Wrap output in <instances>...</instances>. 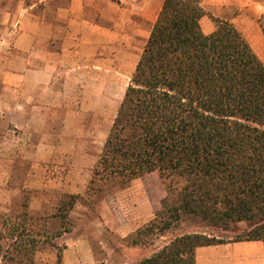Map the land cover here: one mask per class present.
<instances>
[{
    "label": "trees",
    "instance_id": "trees-1",
    "mask_svg": "<svg viewBox=\"0 0 264 264\" xmlns=\"http://www.w3.org/2000/svg\"><path fill=\"white\" fill-rule=\"evenodd\" d=\"M205 15L201 0L162 1L83 193L32 212L26 191L19 210L0 212V264H36L44 244L61 264L65 246L53 241L74 229L75 206L93 210L150 174L165 196L126 246L150 247L182 224L264 245V63L229 21L213 18L205 34ZM219 244L188 233L136 264H195L197 248Z\"/></svg>",
    "mask_w": 264,
    "mask_h": 264
},
{
    "label": "rangeland",
    "instance_id": "rangeland-1",
    "mask_svg": "<svg viewBox=\"0 0 264 264\" xmlns=\"http://www.w3.org/2000/svg\"><path fill=\"white\" fill-rule=\"evenodd\" d=\"M147 3H144L146 2ZM159 0H90L87 19L95 25L99 66L63 75L39 98L37 125H0V212L19 210L30 191L32 212L49 209L58 193L82 194L117 108L139 59ZM147 4V5H144ZM146 6V18L142 7ZM93 72V73H92ZM165 196L157 174L134 180L93 210L77 204L74 229L53 241L64 245L61 264H136L175 237L216 235L224 243L239 231L220 232L179 225L150 247H128L122 239L151 220ZM239 230L243 226L238 227ZM36 264H56V249L41 245Z\"/></svg>",
    "mask_w": 264,
    "mask_h": 264
},
{
    "label": "crops",
    "instance_id": "crops-1",
    "mask_svg": "<svg viewBox=\"0 0 264 264\" xmlns=\"http://www.w3.org/2000/svg\"><path fill=\"white\" fill-rule=\"evenodd\" d=\"M89 2L0 0V125L35 127L39 98L50 84L63 75H78L83 67L99 66L95 43L100 39L87 19ZM201 7L205 34L215 29L213 18L229 21L264 63V0H201ZM141 11L148 19L146 6ZM195 264H264V245L250 241L199 247Z\"/></svg>",
    "mask_w": 264,
    "mask_h": 264
}]
</instances>
